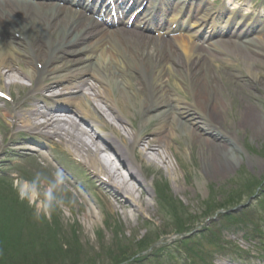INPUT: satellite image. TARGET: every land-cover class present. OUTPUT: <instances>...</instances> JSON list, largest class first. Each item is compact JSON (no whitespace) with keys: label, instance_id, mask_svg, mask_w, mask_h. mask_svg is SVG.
Instances as JSON below:
<instances>
[{"label":"rangeland","instance_id":"1","mask_svg":"<svg viewBox=\"0 0 264 264\" xmlns=\"http://www.w3.org/2000/svg\"><path fill=\"white\" fill-rule=\"evenodd\" d=\"M239 91L240 89L235 87L230 93V95L233 94L232 96L234 97L231 101L233 109L238 115L240 114V109L250 103L248 99L252 102L259 101L260 104L255 103L258 108L261 107L258 109L257 113L260 115L264 113V94L255 92V88L252 87V97L245 98L238 94ZM250 107L252 106H247L246 108ZM247 117L248 116H239L242 121H246ZM258 117L259 116L256 118V123L260 122L258 127L264 126V121L259 120ZM219 120L223 121L221 117ZM226 122H228V115ZM252 129L251 124H249L245 126V128H242L239 133L244 135L245 142L235 150V152H237L236 154H238L236 155L238 161L232 173L218 180H210L207 185L204 184L203 188H199V185H196L198 172L196 173V168L194 166H196L199 161L196 156V151L195 156L191 157L192 159L190 160L186 152L185 141H183V144L180 145L179 148L174 146V152L177 153V156H181H179L180 159L178 161H176L174 157H171L176 174L168 175L167 171L162 168L158 171V185L161 183L160 185H163L164 192L168 190L170 193L169 202L166 206L172 211L179 213L181 207L188 210L191 217L188 216L185 221H187V219L198 221L200 217V220H204L206 215L203 216L202 213H204L205 210L212 215H216L215 209H212V207H216V210L219 209V202H214L210 208L207 205L208 202L210 203V200L207 201V199L212 186H214V189L220 188L224 189V191L228 189L230 193H235V195L228 200V205H230L229 201L231 202L229 208L240 203L244 205L243 209L232 214L242 220L238 218L236 220L235 218L225 222L226 219H223V221L219 215L216 217L212 216L214 218H209L207 222L205 221L206 223L204 225L194 231L191 238L197 240V242L193 241L195 243L191 244L190 247H194V253L199 252L202 256L200 259H195L199 261L198 264H226L225 261L227 259L224 258L225 256L236 259L240 256L239 254L245 256L247 253L256 254V252L262 249L264 251V246L257 245L258 240L262 239L257 236L259 235L258 233L263 232L264 236V192L261 191H264V133H257L256 136L254 135V138L251 134L253 132ZM258 130L259 128H257L256 131ZM183 139L186 140V138ZM27 164H11L9 169L10 171L12 170L14 175H22V169L27 166ZM180 167L182 169H180ZM25 169L28 170L29 167ZM241 173H243V176L239 179V174ZM30 174L32 178L28 175V180L30 181L29 186L31 187L28 189V194L31 192L28 195L29 197L23 198V194H25V192L22 191L23 182H20V184L13 183L11 186L9 183L0 184V191L5 188L7 192L14 194L13 197L19 201L17 202L19 205L16 206L17 210L15 212L18 217H24V210L26 209L28 213L36 214V220L39 221L41 217L47 216L46 211L51 205L58 232L65 237L60 242L61 244L67 242L74 248L76 245L71 243V238L75 236L80 238L78 242L79 249L77 250L64 249L63 246L58 248V253L61 256V259H59V261L57 260L58 264H108L109 261H104V255L105 259L109 258V260H111V258H116V252L119 250L118 246L121 245L122 242L124 243L122 240L123 234L119 232L121 231V225L122 228L125 226L128 228L125 231L126 236L132 235V237L136 236L139 239L146 236L145 227H148L151 231L154 230V233L170 234L169 238H171V241L170 245H168V249L161 251V253L165 252L166 254H156L155 256H157V258L155 260L152 255H145L142 256L143 258H138L136 264H191L189 263V258L184 254V251L188 250V247L183 246L178 251L177 246H173L177 244L178 241L173 239L175 232L170 223L175 220H173L172 213L170 211L166 212L160 206H157L155 202L152 201L150 204L151 211L156 216V219L153 223H150L147 217L142 218L138 213L133 214L131 209L126 211V214H124V210L121 209L116 213L111 212L106 207H103L102 199L93 194H84V198L88 201L87 203L83 198L74 199L75 197L70 192H66V188L62 183H57V180H54V176L50 171H34V168L30 167ZM148 180L149 182L152 181L150 177ZM262 182L263 185L260 186ZM237 183L241 186H249L248 190L234 185ZM176 187L182 189L181 193L175 194L177 193L175 190ZM81 203H83V205ZM87 204L90 205L92 214ZM247 207H250V211L244 213L243 210ZM237 208H239V206L235 209ZM84 212H87L86 215ZM128 216L135 217L136 219L138 218V220L129 222L127 220L132 221V219H129ZM157 219L160 220V223H163L162 226L159 225V222V224L157 223ZM48 222L49 221H46L45 223V221L42 220V225L47 227ZM182 222H184V218ZM189 222H187V225L190 224ZM224 223L227 224V229L223 230L222 225ZM1 225L2 223H0V233ZM15 225L16 221L11 225V228H14ZM73 226L75 228H73ZM208 226H210V232H201L199 236L200 231ZM211 232L216 237L213 245H208L204 241L202 242V240H206L210 237ZM100 240H105V244L104 242H100V246L98 243ZM137 247L139 248V246ZM53 248L55 249L56 247L54 246ZM110 249L113 250L109 251ZM49 251L52 252L53 249H49ZM126 251L127 255H134V252L130 251V249H126ZM138 251L140 252L142 250ZM203 252H205V256ZM93 254L98 257L93 256ZM221 255L223 257H221ZM89 256L91 258H89ZM101 256H103V258H101ZM151 259L153 262H151Z\"/></svg>","mask_w":264,"mask_h":264},{"label":"bare ground","instance_id":"2","mask_svg":"<svg viewBox=\"0 0 264 264\" xmlns=\"http://www.w3.org/2000/svg\"><path fill=\"white\" fill-rule=\"evenodd\" d=\"M6 10L7 8H3V12H0V27H2L4 21L6 27L10 30L16 31L21 29L22 26L21 24L19 26V20L22 21V15H15L14 11H11L8 12L4 19L3 14L6 13ZM182 45L177 47L176 53L170 52L168 55L162 51H157L156 56L160 62L159 66L155 69L135 63L134 67L139 70L138 74L130 70L127 71L126 68H122L118 74L119 77L128 82L127 86L131 90L138 92V99H131V101L135 105L138 100L140 101L139 109L143 110L149 122L153 119L160 120V117H163L167 121L168 124H159L153 130V135H143L147 124H143V130L139 134L126 132L128 137H121L116 129H113L115 130L113 135L107 132L106 134L103 122L100 124L93 123L94 120L91 119L87 112H84L83 123H87L91 131L95 132L97 136L105 138L108 143V148L104 145L105 149L114 158L107 157L102 150L98 149L95 141L90 138V134L81 131L76 123L72 122L68 125V128L56 125L53 122L46 124L47 129H51L56 136H61L60 139L68 146L69 150H72L71 154L73 156H77L85 165L90 163L98 167L101 175H104L108 179L109 193L106 199L104 196L102 199L106 202V208L113 213L118 212V208L124 210V214H126L127 208H133L135 213L142 212L149 214L151 212V205L146 196L151 197L154 194L153 186L147 182L146 178L138 179L136 175L138 171L135 172L134 168L135 162L131 163V160L132 158L136 159L137 154L139 168L142 166V163H149L157 166V168L165 169L168 175H175L176 172L173 168L171 157L176 159L177 156L171 150V145L174 141L178 140L179 135L176 130L177 127L175 128L173 122L177 123L181 120L183 133L187 134L186 140L188 146L186 151L188 156L190 158L194 157L196 151V156L199 160L196 164V173L198 172V175L201 177L202 184L210 180L224 178L229 173H232L236 167L235 165L238 161L236 155L238 154L234 150V143L240 144V140L237 137V126L229 127L225 123L221 124L218 119L219 116H223L226 113L229 104L221 103L220 99H215L214 103L209 105L210 99L202 98L198 103L193 101L188 103L186 107H183L179 103L183 98H172L164 88L165 82L169 80L167 77L169 67L174 72L173 75H178L180 69L184 71L183 67H185V70L189 72L187 75L194 77L195 71L193 72V69L199 73L204 72L206 63L213 62L216 59L213 52H211L210 56L214 59L205 61L207 54L204 49L194 50L188 44ZM219 48L225 52L231 50L229 45H220ZM105 50H107V47L104 48L103 53L106 52ZM15 53L21 55L19 61L15 59ZM43 56L51 57L46 52ZM29 60L34 63L39 61V58L32 54L26 44L14 45L10 43L7 45L0 38V63L10 61L6 69L10 70V74L5 77L8 85H20L21 81L18 79H26L24 67ZM244 60L249 64L247 56L244 57ZM15 65H19L20 68L17 69ZM3 68L4 65L0 64V70ZM215 73V80L205 75L202 77V81L206 84L214 83V90L218 93L217 95L220 94L226 84L233 86L239 81L236 75L224 73L218 66H215ZM0 75H2L1 71ZM143 75L144 79H142ZM254 76L263 77L262 74ZM203 82H199L200 87L203 86ZM121 84L125 85L124 82ZM3 88H6V86ZM146 91H149L148 95L145 93ZM231 91L232 89L229 90L228 95H230ZM201 94L204 93L202 92ZM206 95L209 96L210 94L206 93ZM173 102L174 106L171 108V103ZM104 103L107 107V109L101 108L104 115L120 123L123 128L122 130L126 129L122 116H128L127 108L129 105L125 104L123 108H120L115 100L111 103L110 98L107 96L104 97ZM255 103H259V101H250L248 105L240 109L241 116H248L246 122L247 125L251 124L253 128L252 131L254 133H251L253 137L257 133H264V127H258L260 122L256 123L257 117L255 116L260 115L257 113L258 107ZM24 104L25 101L22 105ZM247 106H252L253 108H246ZM97 112L101 113L100 110ZM260 118L262 117L260 116ZM260 118L259 120H261ZM99 119L101 118L99 117ZM20 120L24 123V127H28L29 121L27 118L20 117ZM127 120L130 121L128 117ZM104 124L106 125V121ZM257 128H259L258 131H256ZM230 129L231 131H229ZM118 141H122L123 145ZM11 152L14 153V151ZM120 169H123L127 175L124 176L120 172ZM28 188V185L23 186L24 191ZM199 188H203V186H199ZM179 191L181 189L177 190V192ZM108 197L110 198L108 199ZM120 200H124V202L117 205L115 202L119 203ZM85 202L87 203V201ZM81 204L83 205V203ZM87 207L92 214L89 204H87ZM84 213L86 215L87 212Z\"/></svg>","mask_w":264,"mask_h":264},{"label":"trees","instance_id":"3","mask_svg":"<svg viewBox=\"0 0 264 264\" xmlns=\"http://www.w3.org/2000/svg\"><path fill=\"white\" fill-rule=\"evenodd\" d=\"M32 260V259H31ZM46 258L45 257H41L40 259L34 261V264H43L45 262Z\"/></svg>","mask_w":264,"mask_h":264}]
</instances>
